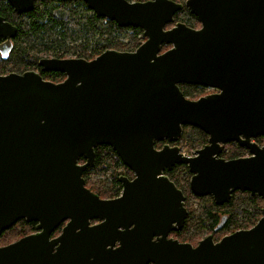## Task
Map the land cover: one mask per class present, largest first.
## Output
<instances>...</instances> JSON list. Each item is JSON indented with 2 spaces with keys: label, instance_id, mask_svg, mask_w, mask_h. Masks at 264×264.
Wrapping results in <instances>:
<instances>
[{
  "label": "water",
  "instance_id": "95a60500",
  "mask_svg": "<svg viewBox=\"0 0 264 264\" xmlns=\"http://www.w3.org/2000/svg\"><path fill=\"white\" fill-rule=\"evenodd\" d=\"M36 1L7 0L18 14ZM82 2L97 18L142 30L145 41L89 61L41 58V72L65 76L57 83L35 71L0 74V234L20 219L35 223L32 234L0 248V264H264V205L254 226L218 241L167 239L187 211L164 175L185 165L190 192L216 205L235 191L264 201V145L253 142L264 137V0ZM183 7L200 27L166 29ZM16 33L0 16L3 57ZM181 84L215 92L189 99ZM184 126L208 137L195 156L175 145L155 149L175 143ZM228 143L249 155L220 157ZM103 145L133 174L119 176L115 198L101 199L82 177Z\"/></svg>",
  "mask_w": 264,
  "mask_h": 264
},
{
  "label": "trees",
  "instance_id": "16d2710c",
  "mask_svg": "<svg viewBox=\"0 0 264 264\" xmlns=\"http://www.w3.org/2000/svg\"><path fill=\"white\" fill-rule=\"evenodd\" d=\"M0 16L17 29L5 58L0 54L2 75L38 70L44 80L57 83L65 76L54 72H39L38 61L41 58L50 56L62 59L75 56L89 61L106 50L133 52L144 40L142 30L121 28L113 21L97 18L82 0H38L32 11L22 14L16 13L7 0H0ZM174 22L184 23L190 28L199 24L196 17L185 7L176 13ZM168 48L169 46H163L162 51ZM179 88L189 99L205 95L206 90V87L186 84H181ZM207 138L203 131L184 126L178 146L185 143L189 149L202 148L207 143ZM256 142L260 146L264 145V137H259ZM245 152V149L237 144L228 143L224 146L221 156L230 160L244 156ZM94 154V166L82 175L85 184L87 185L92 175L97 176L99 181L92 187L96 191L90 188L91 191L99 197L101 194L116 195L119 193L118 178L122 174L119 168L123 167V164L108 146H97ZM80 162L83 163L84 160L80 159ZM124 170L126 177L131 179V171L125 167ZM164 175L185 197L187 216L182 228L174 233L180 241L196 244L195 241L202 238L204 231L211 234L214 241H218L222 235L251 228L261 217L264 201L247 191H235L227 203L216 205L211 196L195 197L190 192L191 174L185 165H175ZM194 203L197 205L196 210L191 209ZM34 225L35 223L31 226V232L35 231ZM20 228L24 229V224Z\"/></svg>",
  "mask_w": 264,
  "mask_h": 264
},
{
  "label": "flooded vegetation",
  "instance_id": "af4514ba",
  "mask_svg": "<svg viewBox=\"0 0 264 264\" xmlns=\"http://www.w3.org/2000/svg\"><path fill=\"white\" fill-rule=\"evenodd\" d=\"M141 1H146V0H141ZM186 0H183L182 2H179V1H177V3H182V4H184V2H185ZM131 2H140V0H131ZM179 12V11H178ZM178 12H176V13H178ZM176 13L174 14V16H173V19L175 20V15H176ZM176 23H180V22H173L172 24H170V25H167L166 26V29H169V28H171V27H173L174 26V24H176ZM184 24V23H183ZM200 27V24H199V26L197 27V28H199ZM192 28H195V27H192ZM4 41L3 40H0V44L1 43H3ZM0 54H1V52H0ZM1 56H2V54H1ZM3 57V56H2ZM3 58H5V57H3ZM39 72H41V69L39 68ZM38 73V72H37ZM45 73V72H44ZM208 90H210V92L209 93H207V94H211V93H214L215 92V90H213V89H207V91ZM207 94H205V95H207ZM182 136V135H181ZM259 137H257L256 139H254L253 140V142H255V143H257L256 142V140L258 139ZM181 139V137L175 142V143H169L167 140H161V141H157V142H155L154 143V147H155V149L156 150H161L165 145H169V146H177L178 148H179V146H178V144H179V140ZM258 144V143H257ZM259 145V144H258ZM225 146V145H224ZM260 146V145H259ZM261 146H263V145H261ZM224 148V147H223ZM245 149V148H244ZM195 150H197V149H195ZM245 154H244V156H242V157H245V156H248L249 154H248V151L245 149ZM222 154V153H221ZM221 154H220V157H222L221 156ZM189 157H191V156H189ZM223 158V157H222ZM82 160H84V159H82ZM84 162H85V160H84ZM83 162V163H84ZM79 164H83L82 162H80V160H79V162H78ZM173 168V167H172ZM171 168V169H172ZM170 169V170H171ZM169 170V171H170ZM167 170H165L164 171V173L166 172ZM168 172V171H167ZM133 178V177H132ZM131 178V179H132ZM172 182V181H171ZM173 183V182H172ZM174 184V183H173ZM85 187L87 188V189H89L90 191H91V189L85 184ZM176 187V186H175ZM178 189V188H177ZM179 190V189H178ZM92 193H94L93 191H91ZM122 192V186H121V190H120V193ZM120 193L117 195V196H119L120 195ZM183 194V193H182ZM117 196H114V197H112V198H115V197H117ZM184 196V195H183ZM101 199H108V198H101ZM184 206H185V200H184ZM68 221H64L60 226H58L54 231H53V233L51 234V238H56V237H58V236H60L61 235V233H62V228L66 225V223H67ZM98 221H91L90 222V224L91 225H93V224H95V223H97ZM22 224H24V229L25 228H27L28 227V230L30 231L29 233H24V234H22L21 236H18L17 238H15V239H13L12 241H9V242H7V243H4V244H0V248L1 247H5V246H7V245H9V244H12V243H14V242H16V241H18L20 238H22V237H24V236H27V235H29V234H32L33 232H31V226H32V224H33V222H26L24 219H20V220H18V221H16L10 228H8L7 230H5L4 232H2L1 234H0V239L8 232V231H11L12 229H14V228H16V227H20V226H22ZM30 227V228H29ZM179 231V230H178ZM178 231H171L168 235H167V239H172V240H177L178 242H180V243H182L183 241H180L179 239H177L176 237H175V235H174V233H176V232H178ZM157 239H156V237H153L152 239H151V241H156ZM200 241V240H199ZM183 243H186V242H183ZM198 243V242H197ZM196 243V244H197ZM196 244H192L193 246H195ZM59 246H62V245H60V244H56L54 247H53V252H55V250L59 247ZM67 246H70V245H67ZM119 246V244L118 243H116L115 245H114V247L113 248H117ZM147 264H152V263H147Z\"/></svg>",
  "mask_w": 264,
  "mask_h": 264
},
{
  "label": "rangeland",
  "instance_id": "374dc122",
  "mask_svg": "<svg viewBox=\"0 0 264 264\" xmlns=\"http://www.w3.org/2000/svg\"><path fill=\"white\" fill-rule=\"evenodd\" d=\"M176 1H180V0H176ZM199 23V22H198ZM199 26V24H197L196 26H195V28H197ZM142 37H143V35H142ZM144 38V37H143ZM145 41V38H144V40H143V42ZM48 57V56H47ZM50 57V56H49ZM67 58H75V56H67ZM38 70H36V72H37ZM207 89H210V88H206V90H205V94H207V93H209L210 92V90H208L207 91ZM182 146H185L186 148H188L187 147V144H185V143H182ZM197 149H199L200 147H196ZM224 149V148H223ZM124 165H123V167H120L119 169H120V171L122 172V174H120V175H125V174H127L126 173V171L124 170ZM126 168V167H125ZM132 173V172H131ZM125 176H127V175H125ZM132 176H133V174H132ZM96 181H99V178H97V176H94V175H92L91 176V178H89V180H88V182H87V186L89 187V188H91L92 189V187L93 186H95L96 185ZM101 181H103V180H101ZM101 184H103V182H101ZM119 185L117 186L118 187V189H119V193H120V190H121V184L120 183H118ZM94 188V187H93ZM93 191H96V189H92ZM119 193H117L116 195H114V196H117ZM114 196H112V195H108V196H104V195H100V197L101 198H111V197H114ZM196 207H197V205L194 203V204H192V207H191V209L192 210H196ZM30 231L28 230V228H25V229H23V228H20V227H16V228H14V229H12L11 231H8L1 239H0V244H4V243H7V242H9V241H12L13 239H15V238H17L18 236H21L22 234H24V233H29ZM209 234H207V232L206 231H204L203 232V234H202V238L201 239H203L204 237H206V236H208ZM222 237H223V235H222ZM221 237V238H222ZM200 239V240H201ZM195 242H199V240H196Z\"/></svg>",
  "mask_w": 264,
  "mask_h": 264
},
{
  "label": "built area",
  "instance_id": "2783aa9c",
  "mask_svg": "<svg viewBox=\"0 0 264 264\" xmlns=\"http://www.w3.org/2000/svg\"><path fill=\"white\" fill-rule=\"evenodd\" d=\"M179 150H180V153L185 157L195 156V151H196L195 149H189V148H186L185 146L180 145Z\"/></svg>",
  "mask_w": 264,
  "mask_h": 264
}]
</instances>
